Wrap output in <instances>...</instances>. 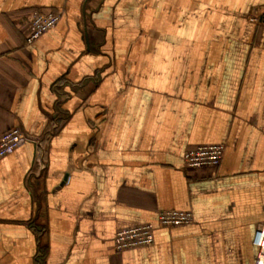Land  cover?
<instances>
[{"label": "crops", "instance_id": "obj_1", "mask_svg": "<svg viewBox=\"0 0 264 264\" xmlns=\"http://www.w3.org/2000/svg\"><path fill=\"white\" fill-rule=\"evenodd\" d=\"M38 10L61 18L30 44ZM15 127L0 264H255L264 0H0V135ZM207 143L221 162L186 167ZM168 209L193 223L158 227ZM145 223L153 244L113 249Z\"/></svg>", "mask_w": 264, "mask_h": 264}, {"label": "built area", "instance_id": "obj_2", "mask_svg": "<svg viewBox=\"0 0 264 264\" xmlns=\"http://www.w3.org/2000/svg\"><path fill=\"white\" fill-rule=\"evenodd\" d=\"M60 18L61 13L56 11H35L31 16L32 30L27 38V43H33L56 27ZM26 137L25 132L19 127L2 133L0 135V160L13 153L26 140ZM224 152V144L197 145L184 153V165L186 167L216 166L221 162ZM193 219V214L189 210H162L157 215V226L162 228L184 226L192 224ZM157 226L153 223H145L118 229L113 236V249L123 251L153 244ZM255 244L258 249L255 264H264V223L257 230Z\"/></svg>", "mask_w": 264, "mask_h": 264}]
</instances>
